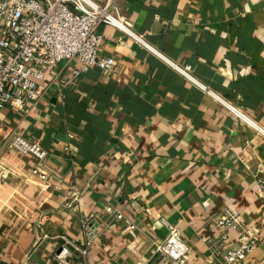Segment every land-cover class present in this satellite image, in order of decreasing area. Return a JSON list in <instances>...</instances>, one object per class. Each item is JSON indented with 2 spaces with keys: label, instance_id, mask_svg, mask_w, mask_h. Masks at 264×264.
<instances>
[{
  "label": "crops",
  "instance_id": "crops-1",
  "mask_svg": "<svg viewBox=\"0 0 264 264\" xmlns=\"http://www.w3.org/2000/svg\"><path fill=\"white\" fill-rule=\"evenodd\" d=\"M117 4L148 45L101 23L98 53L115 58V71L92 67L61 84L72 66L62 60L37 103L0 110V264H58L64 238L84 241L87 218L97 236L69 264H151L167 234L161 217L177 224L188 263L200 264L237 243L238 229L215 223L225 209L257 231L241 264H264V134L225 103L264 128V0ZM14 132L48 150L46 178L33 172L34 154L11 147Z\"/></svg>",
  "mask_w": 264,
  "mask_h": 264
},
{
  "label": "built area",
  "instance_id": "built-area-1",
  "mask_svg": "<svg viewBox=\"0 0 264 264\" xmlns=\"http://www.w3.org/2000/svg\"><path fill=\"white\" fill-rule=\"evenodd\" d=\"M101 23L120 28L146 44L125 23L117 0H0V110L10 106L24 111L28 110L29 101L37 103L59 75H48L49 69L62 60L72 66L71 77L68 80L59 78L61 84L75 83L80 74L92 67H98L104 72L115 71V58L111 55L100 56L98 53L103 40V35L97 31ZM168 62L201 88L215 94L194 77L188 65H179L170 60ZM225 103L240 121L264 134V128L239 108L229 102ZM10 145L18 151L34 154L38 161L33 172L46 178L45 172L41 170L48 156L45 147L17 132L10 137ZM68 147L73 148L71 145ZM258 192L264 193V179L258 181ZM106 209L113 211L115 218L124 217L123 211L115 209L111 204ZM160 222L166 227L167 234L155 243L153 253L157 254V258L151 264H189V246L181 237L177 224L164 217L160 218ZM83 223L84 241L77 244L64 238L55 254L58 264H69L76 252L88 254L97 232L88 218ZM215 223L225 230L238 229L237 243L225 250L221 257L204 258L200 264H241L258 246L257 231L244 225L237 211L223 210L215 218ZM130 227L134 228L136 224L131 222ZM225 236L223 232L219 238L209 240L212 251L218 249L219 239ZM140 264L148 262L142 260Z\"/></svg>",
  "mask_w": 264,
  "mask_h": 264
}]
</instances>
